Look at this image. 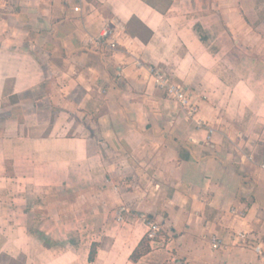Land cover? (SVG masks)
Returning <instances> with one entry per match:
<instances>
[{"label": "crops", "instance_id": "0c3cea01", "mask_svg": "<svg viewBox=\"0 0 264 264\" xmlns=\"http://www.w3.org/2000/svg\"><path fill=\"white\" fill-rule=\"evenodd\" d=\"M76 5L0 0V233L11 229L0 256L20 264H264L253 248L264 250V0ZM109 23L116 49L91 46ZM150 65L185 90L197 107L192 118L155 85ZM42 206H66L72 218L58 221ZM121 206L128 220L114 219ZM32 212L53 228L110 231L105 253L89 261L84 238L55 247L44 233L42 242L28 231ZM143 215L168 233L132 260Z\"/></svg>", "mask_w": 264, "mask_h": 264}, {"label": "rangeland", "instance_id": "374dc122", "mask_svg": "<svg viewBox=\"0 0 264 264\" xmlns=\"http://www.w3.org/2000/svg\"><path fill=\"white\" fill-rule=\"evenodd\" d=\"M158 5L160 7H164L165 6V2H161V3H158ZM68 195L69 197H73L72 195H69V194H66ZM31 209H35L34 207L35 206H30ZM44 209H47L48 210V215L49 216H52L53 218L55 219H58V221L62 218V220H66V219H70L72 218V214H69L67 212V209H66V206H59V207H56V206H42ZM51 210V211H50ZM117 211V209H116ZM119 211V210H118ZM118 211L116 213V216L118 215ZM58 212V213H57ZM123 214H126L128 215L126 218V220H128V217L131 218V214L130 212H122L120 215H121V219L123 217ZM130 214V215H129ZM32 215L31 216V220L33 221V223H31V226L29 227V232L31 233L32 236L34 237H37L39 240H41L42 237V234H44L46 237V241H47V244H49L50 246H55V247H67L68 244H67V241H71L72 238H77L79 240V238H84L85 240L87 241H92L90 246H89V252L92 250L93 251V255L94 257L97 255V254H103L105 252H103L104 248H105V245L103 244V241H104V237L105 235H107L110 231H106L104 229H87L85 227L84 230H81L79 231V229H72V228H69L70 227V224H68V226L63 229H60V228H53V226L50 224V222L48 221L49 218H45V220H43V222H41V217L42 215L39 213V212H35L33 213L32 212ZM1 217H3L2 219L4 221H7L8 220V216L7 214H3ZM10 218L12 219H15L16 221H20V220H23V215H18V214H10L9 216ZM146 218L148 219V217L146 215H143L141 216V218ZM11 219V220H12ZM114 219H117L116 217ZM120 219V220H121ZM124 220V218H123ZM150 220V219H148ZM31 221V222H32ZM153 221V220H151ZM9 222H12V221H9ZM123 223V222H122ZM122 223L120 224V226L122 225ZM40 224H43L42 226H40ZM159 224V223H158ZM119 224H116L115 223V227H119L118 226ZM160 225V224H159ZM161 227V225H160ZM39 228L42 230L40 231ZM69 228V229H68ZM143 236L142 238H145L144 237V232L146 230V227H144L143 229ZM11 231V229H8V228H4L3 230H1V233H0V237L2 239H7V232ZM118 232L119 235L120 232L119 230H116ZM3 232V233H2ZM81 233V234H80ZM165 233H168V230L167 229H163V227H161V230L158 234L159 235H164L165 236ZM78 235H80L81 237H79ZM157 236V237H158ZM129 237V236H128ZM156 237V238H157ZM141 238V239H142ZM155 238V239H156ZM128 239V238H127ZM140 239V240H141ZM43 242V240H41ZM126 241H123V243H116L117 245V248L118 246L120 247L122 244H124ZM102 245V246H101ZM149 246V249H150V245L148 244L147 241H144L142 242V245L139 247V250H138V254L134 255L133 256V260H136L137 258H139L140 255H142L143 253H145V247L146 246ZM116 249V248H115ZM145 249V250H144ZM144 250V251H143ZM114 252H116L118 254V250H112ZM143 251V252H142ZM0 258L2 260H4V263H10V264H20L18 261H15V262H12L11 260H9L7 257L1 255ZM116 264V263H115Z\"/></svg>", "mask_w": 264, "mask_h": 264}, {"label": "built area", "instance_id": "2783aa9c", "mask_svg": "<svg viewBox=\"0 0 264 264\" xmlns=\"http://www.w3.org/2000/svg\"><path fill=\"white\" fill-rule=\"evenodd\" d=\"M75 1L77 5L74 6L73 9L74 11H79L80 10L79 3H81V1L83 0H75ZM114 30H115V25L113 23H109L103 28V30L100 33H98L95 36H90L88 39V43L94 48L99 50H106V51L115 50L117 47V43L115 41L116 34ZM147 70L150 73L151 77L153 78L155 85L158 88L162 89L167 97L175 100L179 104V106L182 109H184L187 112V114L192 118L194 113H196L197 111V107L195 104L191 103L188 100L185 90L182 87H180L178 84L173 82L169 78L167 73L158 66L155 65L147 66ZM260 167L261 169L264 170V161L260 164ZM122 212H128V209L125 206H121L118 211L117 220L121 219L120 214ZM143 219L145 221V227H146V230L144 232V237L148 239L150 242H153L155 238L158 236L161 227L155 221L148 220L145 217ZM237 236L239 238H247V235L244 234V232H238ZM220 245L221 242L219 239L217 238L211 239L212 248L216 249ZM253 248L257 254L261 255L264 258V250H262L259 244L255 245Z\"/></svg>", "mask_w": 264, "mask_h": 264}, {"label": "trees", "instance_id": "16d2710c", "mask_svg": "<svg viewBox=\"0 0 264 264\" xmlns=\"http://www.w3.org/2000/svg\"><path fill=\"white\" fill-rule=\"evenodd\" d=\"M143 240L144 241H147L148 242V244L150 243V241L148 240V239H146V238H142L140 241H139V243H138V245L135 247V249L132 251V253H131V255H130V258L132 259L133 258V256L136 254H138V250H139V247L142 245V242H143ZM146 249V250H145ZM145 252H147L148 250H149V246L147 245L146 247H145ZM143 250V251H144ZM142 251V252H143ZM139 255V254H138ZM93 257H94V255H93V251L91 250L90 252H89V257H88V260L89 261H92L93 260ZM133 260V259H132Z\"/></svg>", "mask_w": 264, "mask_h": 264}]
</instances>
